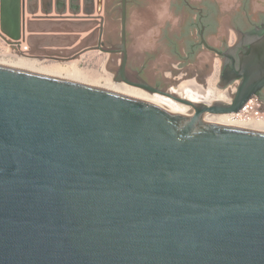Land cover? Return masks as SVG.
Masks as SVG:
<instances>
[{"label": "water", "instance_id": "water-1", "mask_svg": "<svg viewBox=\"0 0 264 264\" xmlns=\"http://www.w3.org/2000/svg\"><path fill=\"white\" fill-rule=\"evenodd\" d=\"M113 1L0 0V38L34 59L120 53L114 82L191 113L0 64V264H264V131L220 121L252 97L264 111V23L234 32L215 90L238 85L214 96L178 73L167 44L150 49V13L129 8L131 61L155 50L145 73L170 72L165 92L127 78L126 0L120 19ZM169 1H148L152 14L167 16ZM241 2L218 1L213 45ZM261 10L250 1L251 15ZM63 27L69 35L50 31ZM216 58L198 55L209 79Z\"/></svg>", "mask_w": 264, "mask_h": 264}, {"label": "flooded vegetation", "instance_id": "flooded-vegetation-1", "mask_svg": "<svg viewBox=\"0 0 264 264\" xmlns=\"http://www.w3.org/2000/svg\"><path fill=\"white\" fill-rule=\"evenodd\" d=\"M121 0H115L112 3V10L115 14H118L120 19L119 10L121 8ZM150 0L144 2V4L138 3V0H126V49L128 54L126 75L127 78L133 82L138 83L139 80L144 81L149 86L166 92L169 83L164 78H167L168 72H159L157 80L152 81L146 76V65L154 60L156 57L155 50L149 51L153 54H146L143 62L140 66H137L135 62L131 61L129 55L128 45L131 41L128 36V10L131 7H135L141 10V14L149 12V28L147 29V36L152 49L159 43H165L170 48V55L176 62L178 73L181 74H192L198 77L200 85L205 86L210 77V65L207 63L198 65L196 63L198 55L205 51L219 60L222 59L221 54L224 53L228 47L233 45L236 41L235 31L246 33L252 30L255 26L264 23V10L258 11L255 15L250 14V1L242 0L239 9L234 12H229L226 18L229 34H224L223 37L219 38V46L213 45L210 40L215 37L220 24L222 16V9L218 0H170L168 3L167 16H158L152 14V9L149 6ZM106 2L103 4V11L106 10ZM176 18V24H173V19ZM105 21V20H104ZM83 38H78V41ZM106 47L111 48L112 45L120 43L119 39L115 42H108L104 40ZM111 57L107 60V66L109 70L116 73V67L118 65L121 54H111ZM118 57V58H117ZM117 64V65H116ZM116 65L115 68L112 66ZM193 68L189 69L188 67ZM218 73L220 74V65ZM218 74V78H219ZM164 76V78H163ZM181 77V76H180ZM182 78V77H181ZM180 80V79H179ZM173 81V80H172ZM219 82V80H218ZM217 82V83H218ZM216 83V84H217ZM238 85L237 82H232L228 87L219 89L220 91L230 90L233 93ZM217 88V87H216ZM258 100L264 105V88L257 93Z\"/></svg>", "mask_w": 264, "mask_h": 264}, {"label": "bare ground", "instance_id": "bare-ground-1", "mask_svg": "<svg viewBox=\"0 0 264 264\" xmlns=\"http://www.w3.org/2000/svg\"><path fill=\"white\" fill-rule=\"evenodd\" d=\"M22 45H24V44H22ZM10 49L14 52L12 54V56L14 58L12 60L4 61L3 63L0 62L1 65H5L8 67H13V68H17V69H22V70L42 74V75H47V76H51V77H56V78H60V79L75 81V82L87 85L85 80H84V76L82 75L80 70H78V68L76 67V64L73 62H66L63 67L50 66L49 68H46V72H43V70L41 68L36 67L39 64V61L37 59L30 57L27 54H24V52L22 51V46L20 48V51H22L21 54L18 53V50L16 49V47H11ZM169 74H170V72H169ZM168 76H170V75H168ZM102 80H103L104 84H102L101 86L97 85V86H93V87H98L101 89H105L108 91H112L115 93L126 95V96H129L132 98L140 99V100L149 102V103L154 104V105L159 106V107L173 109V110L179 111L185 115H190V113H191V110H189L188 108H186L184 106L174 104L171 102H165V101H163L157 97L152 96L150 93H148V92H146L140 88L130 86L126 83L114 82V81H112L113 80L112 74L108 75V77H106ZM209 87L211 90H215V87H212L210 85H209ZM221 93H222V91L216 89L214 91V96H219ZM203 119H204V116H203ZM220 121H221L222 125L232 126V125L228 124L227 116L225 114L220 116ZM233 127L264 131V123H261V124L255 123V122L241 123L238 125H233Z\"/></svg>", "mask_w": 264, "mask_h": 264}, {"label": "rangeland", "instance_id": "rangeland-1", "mask_svg": "<svg viewBox=\"0 0 264 264\" xmlns=\"http://www.w3.org/2000/svg\"><path fill=\"white\" fill-rule=\"evenodd\" d=\"M218 1L226 5H234L240 2L241 0H218ZM101 15L103 17V12L101 13ZM10 48H11L10 45H8L0 38V62L3 63L4 61L12 60L14 58L12 56L14 52ZM108 58H109L108 54L99 51H88L80 54L79 56L71 60L60 61V60L37 59L39 61V64L36 67L41 68L43 72H46V68H49L50 66L63 67L66 62H73L76 64V67L78 68V70H80V72L84 76V80L87 85L101 86L102 84H104L102 79L108 77V75L111 74L113 75V73L111 72L104 71V66ZM219 65H220V60L216 58L212 64L213 73L208 83L210 86L215 88H216V83L218 82Z\"/></svg>", "mask_w": 264, "mask_h": 264}, {"label": "built area", "instance_id": "built-area-1", "mask_svg": "<svg viewBox=\"0 0 264 264\" xmlns=\"http://www.w3.org/2000/svg\"><path fill=\"white\" fill-rule=\"evenodd\" d=\"M22 46L24 53L28 52L26 46ZM259 102L255 97L249 99L244 106L236 113L225 114L229 125H238L241 123H264V111L259 110Z\"/></svg>", "mask_w": 264, "mask_h": 264}, {"label": "crops", "instance_id": "crops-1", "mask_svg": "<svg viewBox=\"0 0 264 264\" xmlns=\"http://www.w3.org/2000/svg\"><path fill=\"white\" fill-rule=\"evenodd\" d=\"M67 28L66 27H63V28H60V30H58L57 28H52V30L50 29V31L51 32H56V31H59V32H57V33H61V34H63V35H69L68 33H67ZM89 33H83V34H78V35H81L82 37H84V36H86V35H88ZM26 35H28V33H26Z\"/></svg>", "mask_w": 264, "mask_h": 264}]
</instances>
